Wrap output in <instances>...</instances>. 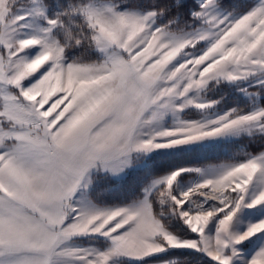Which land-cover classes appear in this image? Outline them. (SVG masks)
Segmentation results:
<instances>
[{
	"label": "snow or ice",
	"instance_id": "1",
	"mask_svg": "<svg viewBox=\"0 0 264 264\" xmlns=\"http://www.w3.org/2000/svg\"><path fill=\"white\" fill-rule=\"evenodd\" d=\"M0 264H264V0H0Z\"/></svg>",
	"mask_w": 264,
	"mask_h": 264
},
{
	"label": "rangeland",
	"instance_id": "2",
	"mask_svg": "<svg viewBox=\"0 0 264 264\" xmlns=\"http://www.w3.org/2000/svg\"><path fill=\"white\" fill-rule=\"evenodd\" d=\"M87 151V149L85 148V149H82V155L84 154V152H86ZM46 211H47V208H46V206L45 205H43V204H41L40 205V210L38 211V212H36V219L37 220H41V219H43L44 220V222L46 223L47 222V220L44 218V216L42 215L43 213H46Z\"/></svg>",
	"mask_w": 264,
	"mask_h": 264
}]
</instances>
